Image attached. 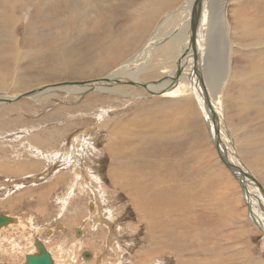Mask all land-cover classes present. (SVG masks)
<instances>
[{
    "label": "rangeland",
    "instance_id": "rangeland-1",
    "mask_svg": "<svg viewBox=\"0 0 264 264\" xmlns=\"http://www.w3.org/2000/svg\"><path fill=\"white\" fill-rule=\"evenodd\" d=\"M142 1L143 0H99L100 4L101 2L104 4L102 9L105 10V12L102 14L103 20H98L97 35H92L91 38L87 37V39L77 40L73 38L74 44L69 38L64 39L61 43L51 42V38V40H48L44 37L31 40L36 34L39 36L42 35V31H36V28L39 29L41 27L38 15L34 11L30 12L29 9L25 11L22 6L17 5L16 0H14L13 6L17 9L15 15L21 18L16 30L21 36H26L21 39V42L27 39L24 44L21 43V48L23 51H30H28L25 58L20 60L19 58L17 59L15 55H7V59L0 61V76H7L3 78V80L5 79V83L3 88L0 87V94L6 93L13 96L29 92L30 90L33 91L46 85H58L63 82L96 81L97 79L103 78V76L110 73L114 67L125 62L132 55L137 54L144 42H146L153 33L154 26L157 23H163L164 28L170 27L173 23V18L171 19L173 16L171 10L179 6L180 2L183 0H162L164 3H162L161 0H154V2H159L160 4L156 8L157 12L151 28L147 27L146 29L137 30L136 24L141 20L140 12L142 11H140V6ZM208 1L211 4V0ZM223 2L229 3L226 11L233 25L232 27L235 29V15L244 13L247 5L243 9L240 5L243 4L245 0H218L214 6L216 7L220 3L224 11L225 4H222ZM209 3L208 5H210ZM69 8L74 9L71 0H61L56 7L51 3L46 9L47 15L51 21L61 28L60 32L66 29L70 30L68 15L69 13L71 14V12L68 11ZM250 9L251 7H248V11L244 15L247 13L250 14V16L255 15L252 11H249ZM84 14L85 13H82L83 16ZM4 17H7V15ZM214 17L215 14L212 16L210 23H216V25L220 24ZM13 28V25L9 27L11 30ZM33 28H35V30H33ZM54 32V30H47L43 34L49 35L54 34ZM5 33L6 31L0 29V34ZM106 37L111 38L112 46L116 44L114 42L115 39H117L118 42L126 46V48L124 53H119L121 58L116 61V64L112 63L107 65V67L99 68L98 66L100 63L98 59L100 58L103 47L101 44ZM231 38L234 42L233 48L236 49V52L233 51L232 54L235 71L236 73H246L247 71L242 70H247L250 66L251 49L254 48L255 45L248 43L247 47V45L244 44L246 41L242 38H237L233 32L231 33ZM97 40L101 44H99ZM4 44L2 43L0 48L6 46ZM69 45L71 47H69ZM62 61L64 63H62ZM162 75V72H154L153 74H145L144 78H150L146 80L150 82L153 80L156 81V79ZM232 83L233 80L231 79L223 84L226 96L223 116L227 123L224 125L230 127L225 130L226 134H230L232 137L236 134L237 138H242L246 134L255 131H257L256 133H264V118L256 116L255 109L253 111L249 109L247 114L245 113L246 116L249 114V116L252 117L251 119L247 118V121H244V123L237 120V113H235L233 107V105L237 104V101L236 99L231 100L232 98L230 99V97L240 92L251 97L253 93L250 88V82L244 84L240 80V84L233 85ZM73 86L81 87L82 85ZM141 89L144 90L145 88L141 87ZM105 96L111 95L107 93H94L84 95L82 98H76L75 94L71 95L60 92L55 96L48 97L49 100L46 96L33 98L24 97L17 100V102L3 105V108L0 109V184H7L5 188L0 186V214L7 215L8 217L12 216L16 219V222H18L17 224H19L0 229V264H2V261L6 264H25L28 254L33 255L34 253L32 252L33 250L36 251V248L39 250L35 245L36 240L43 241L53 255L55 254V264L147 263V261L142 262L143 259L145 260V258H147L145 253H139L140 251H145L146 248L150 246L149 242L153 241L151 237L154 233L151 232L150 226L145 223L143 219L140 220L138 218L131 204V199L127 196L125 189L118 187V185L114 186L111 184L109 179L112 174L111 171H109L111 157L108 156L106 150L103 155L104 157H102L98 162L99 164H97L95 161L99 159L92 152L94 148H91L92 150L89 149L92 157L90 156V160L88 157L86 159L82 157L83 159L80 160L79 164L83 166L78 169L86 180L88 176L86 167H90V171L94 172V174H96L97 171L101 173L102 180L105 181V190L107 191L104 192L102 189L100 191L97 186L100 181L97 179L92 182V186H95V193H97L101 202L100 208H96V195L91 193L90 188L85 189V191H90L89 194L81 195L84 194L82 193L83 189L80 187H84L83 185H78L77 187L71 183V186L68 185L67 187L64 186L63 183L57 186L53 185L54 181H56L60 175L68 177V172L71 171V168L67 165H63L64 168L55 158L56 156L50 157L52 153L49 152L55 151L56 153L62 150L65 152L66 148L68 150V148L71 147V142H73L75 138L74 135L78 132L87 130L89 127L97 129V131L92 130V133L90 132V142L102 151L106 148L104 147L105 141H103V138L106 136L107 131L99 130L97 126L98 116H103L112 127L116 123H119L120 120L133 114L135 110L140 109L142 103L143 105H152L153 103L159 104L158 101L163 100L160 97L147 96L132 101V105H129V107H123L125 102L122 99H118V97L115 96L106 98ZM88 99L90 101H87ZM177 99L179 100L180 98ZM189 100L188 106L190 105L194 112V114L191 115V117L193 116L192 119L195 121L194 124L184 130L173 133L172 142L168 141L166 136L161 135L158 143H155L156 146L153 145V150L151 151L149 149L150 153L148 151H143L144 155L142 156V158L146 157L148 160V154H152V156H157L158 159L163 162V164H161L163 168L157 164L154 165L163 170L160 173L171 179L172 182H168V184L188 187L186 191L189 197H183V204L186 207L191 204L190 213L185 212L182 214L181 211L183 208L175 209L173 213L174 220H172L171 223L173 225L176 220L179 221L183 219L185 220V226L191 225L190 231L184 232L189 236V238H185L190 242V246L188 247L189 251L191 249L195 251L198 248L195 246L194 240L196 243L200 244H207L209 242L206 237L200 240L198 239L203 233L211 238L210 246L207 249L212 247V242H216V246L220 247V249L222 248V251L223 248L227 249L231 246L227 251L222 252L220 249L216 248V250H213L212 254H205L208 256L207 259L210 264H239L244 260L242 259L244 255L240 254L241 252L247 256L249 261H252L250 262L251 264H264V234L251 223V220H249L248 213L250 212L244 195L245 191H243L237 178H234L232 173L226 168V165L223 164L217 150H215L209 135L210 133L208 132L209 129L206 122L203 121L204 118H202L201 112L199 111L198 102L194 99ZM83 102L84 104H82ZM86 105L89 106L87 107ZM118 105L122 106L119 107ZM126 105H128V103ZM205 106L208 108V105ZM210 107L212 108L213 106L211 105ZM94 108H96V110H93ZM98 108L100 109L98 110ZM96 112H98L99 115ZM208 116L209 118L211 117L210 114ZM142 126H144V123ZM45 129L52 131L57 130L61 132L62 136L60 138L54 136L48 144L46 143ZM94 134H96V136ZM134 139L135 141L145 139L151 143L149 138L143 135H137ZM239 149L242 159L245 161L248 169L254 173L261 185L264 186V161H256L253 160L254 157H252V153L257 151V149H245L246 152L242 147H239ZM210 154L212 155L210 156ZM133 158L137 160V157ZM207 159L209 161H207ZM144 161L145 163L147 162L145 159ZM148 165L150 164H143V166ZM206 166L208 168H213L209 170ZM18 185L20 186L18 187ZM69 186L70 189L72 187L74 189L76 188L74 193H76L75 199L78 200L72 201L69 199V201H64V196L68 193ZM113 187H115V189ZM113 194H116V196ZM255 196L258 199H263L256 193ZM163 197L165 198L166 196ZM173 199L174 202L179 200L177 196H174ZM91 202H96L95 207ZM65 205H67V207ZM107 205H109V207ZM101 209L103 210L102 218L104 222L107 221L109 214H111V210L114 209L116 212L112 213V215L115 219H118L116 221L119 223L121 221L125 224V227L121 230L120 228L118 229L121 231L117 235L120 240H126L125 242L133 239L136 240L134 241L135 245L130 247L125 254H121L119 252L120 249H116L114 246L115 244L112 243L113 246L112 244L109 245L106 224L102 223L99 226L95 225L96 228L93 229L92 225L95 218L89 217L90 212H97ZM237 219H239V221ZM197 225H199V228H194ZM157 229L158 228L155 227L154 232ZM230 229H232V231ZM133 230H137V232L131 233ZM181 233L182 232H179L177 229L172 230L173 235H181ZM162 234L164 235L165 242H160L158 244L157 250L160 254L157 259L161 260L164 258L166 260L165 262H170L165 264H176L175 260L179 251L187 247H184L183 243L179 242L174 237L170 241H167V233L165 231L162 232ZM171 242L176 244V247L173 249L170 247ZM184 244L187 245V242L184 241ZM124 249L125 248L122 250L124 251ZM86 252L90 254L89 258L84 256ZM93 253L95 254L93 255ZM156 263L158 262L153 264Z\"/></svg>",
    "mask_w": 264,
    "mask_h": 264
},
{
    "label": "bare ground",
    "instance_id": "bare-ground-1",
    "mask_svg": "<svg viewBox=\"0 0 264 264\" xmlns=\"http://www.w3.org/2000/svg\"><path fill=\"white\" fill-rule=\"evenodd\" d=\"M60 1L61 0H16V4L22 6L25 11H28L29 9L30 12L34 11L38 15L41 27L39 29L36 28V31H42V35L39 36L36 34L31 40L41 39L44 37L48 40L51 38V42L61 43L67 38H69V40L72 42L73 38L77 40L84 38L87 39V37L91 38L92 35H97L96 31L98 27V20L102 19V14L105 12V10L102 9L104 5L102 2L100 4L99 0H71L72 7H74L75 10L73 8H69L68 10L71 12V14L69 13L68 15L70 30L66 29L60 32L61 28L51 21L46 12L47 7L51 3L54 7H56ZM195 1L196 0H183L180 2L179 6L172 8V25L168 28H164L163 23H157L154 26L155 28L153 33L146 40V42H144L136 55H132L125 62L120 63L117 67H114L110 73L103 76L105 77L103 79L107 80L94 81L89 84L82 85L81 87H74L73 85H77L76 83L63 86L55 84L46 85L42 86V88H38L40 89L38 93L26 96L32 98L46 96L49 100L48 97L55 96L60 92H65L71 95L75 94L76 98H82L84 95L94 93H107L108 95L122 99L125 102L123 107H129V105H132V101L136 99H142L143 97L147 96L160 97L163 99L158 101L159 104L153 103L152 105H143L142 103V105H140V109L135 110L133 114L127 116L125 119L120 120L119 123H116L112 127L110 124H108V121H106L103 116H98L99 118L97 117V126L99 130L107 131L106 136L103 138V141H105L104 147L106 148H104L102 151H100L93 143L90 142V132L92 130L97 131V129L89 127L88 129L86 128L87 130L78 132L76 135H74L75 138L73 139V142L70 141L72 144L68 150L66 148L67 151L64 149L65 152L63 150L56 153L55 151L49 152L52 153L50 154V157L56 156L55 158L62 166L67 165L71 168V171L68 172V177L60 175L59 178L54 181L53 185L57 186L61 183H63V185L66 187L68 185L71 186V184L75 185L76 187L78 185H83L84 187L80 186L83 189L82 193H84L81 195L89 194L90 191H85V189L90 188L91 193L96 195L97 205L96 202L91 203L94 204V207L96 205V208H100L101 202L97 193H95V186H92V182L96 179L100 181L98 182L97 186L99 187L100 191L102 189V191L106 192L107 190H105L104 186L105 181L102 180L101 173L97 171L96 174H99L96 175L94 172L90 171V167H86V171L88 173L86 180L80 174L78 169L83 166L82 164H79L80 160L83 159L82 157L85 159L88 157L90 160L91 155L89 149L94 148V150H91L93 154H95L99 159L98 161H95L97 164H99L98 162L102 159V157H104L103 155L105 150L107 151L108 156L111 157L109 163V171L112 173L111 177L109 178L111 184L114 186L118 185V187L125 189L127 196L131 199V204L133 205V209L137 213L138 218L140 220L143 219V221L150 226L151 232L154 233L151 237L153 241L149 242L150 246L146 248L145 251H140L139 253H145L147 258H145V260L143 259L142 262L147 261L146 264H153L155 262H158L156 264L170 263L165 262L166 260L164 258L161 260L157 259L158 255L160 254V252L157 250L158 244L160 242H165L164 235L162 234L164 231L167 233V241H170L174 237L176 240L183 243L184 247H187L185 249L182 248L179 251V254L175 260L176 264H210L207 259L208 256L205 254H212L213 250H216V248L220 249V247L216 246V242H212V247L207 249L210 246L211 238L203 233L201 237H198V239L200 240L201 238L206 237L209 242L207 244H200L196 243L194 240V244L198 248L195 251L193 249L190 251L188 250L190 242H188L185 238H189V236L184 232L190 231L191 225L185 226V220L183 219H180L179 221L176 220L173 225L171 223V221L174 220L173 213L175 212V209L183 208L181 211L182 214L185 212L190 213L191 204H189L188 207L183 204V197H189V194L186 191V188L188 187H183V185L176 186L168 184V182L172 181L170 178L160 173L163 171L161 169L163 168L161 165L163 162L159 160L157 156L148 154V160L146 157L142 158L144 155L143 151H148L150 153V150H153V145H155L156 142L158 143L161 135L166 136L168 141L172 142L173 133L179 130H184L187 127H190V125L192 126V124H194L195 121L192 119L193 116L191 117L194 112L190 105L188 106V102L190 101L189 99H194L198 102L199 111L201 112L202 118L205 119H203V121L206 122V125L209 129L208 132L210 133L209 135L212 139L215 150L217 149L213 141L214 138L222 144L225 150L227 147V158L229 159L231 165L233 167H237L239 170L236 172V174L239 176L240 181L238 179L237 180L240 183L243 191H245L244 195L246 197L250 212L248 213L250 218L249 220H251V223H253L254 226L264 234V186L261 185L254 173L248 169L245 161L242 159L239 149V147H242L245 152L247 149H257V151L252 153V157H254L253 160L264 161V133H256L257 131H255L246 134L242 138H237L236 134L233 132V137L230 134L227 135L225 130L230 127L228 125H224L227 123L225 117L223 116L225 111L224 103L226 102V96L224 92L225 88L223 87V84L224 82L227 83L232 79L233 85L240 84V80L244 84H248V82H250V88L253 93L251 97L241 92L230 97V99L232 98L231 100L236 99L237 101V104L233 105L235 109L234 111L237 113V120L244 123V121H247V118L251 119L252 117L249 116V114L247 116L245 115L249 109L251 111L255 109L256 116L264 118V0H245V2L240 6L243 9L247 5L246 10L244 13L235 15V29H233L234 27H232L233 25L230 22L226 11L229 5L228 2L222 3L225 4L223 11L220 3L216 7L214 6L218 0H211V4L208 0H202V10L199 24L197 25L196 39L195 42L192 43L191 24L193 21L192 11ZM13 2L14 0H0V29L6 31L5 34H0V45L2 43H6L4 44L6 46H2L3 48H0V61L7 59V55H15L16 58H19L20 60L25 58V56L28 54V51H30H23L21 48V43L24 44L27 39H24L21 42V39L25 38L26 36H21L16 30L21 18H19L20 16L15 15L17 9L14 8ZM161 2L164 3L162 0ZM208 3L210 5H208ZM159 4V2H154V0L142 1L140 6V11H142L140 12L141 20H139L140 22H137L136 24L137 30L146 29L147 27L151 28L152 22L157 12L156 8L159 6ZM248 7H251L249 11H252L255 15L250 16L248 13L244 15L248 11ZM82 13H85L84 16ZM214 14V18L220 22L218 25H216V23H210V20ZM5 15H7V17H4ZM12 25L14 28L11 30L9 27ZM33 30H35V28H33ZM47 30H54L55 32L54 34L49 35L43 34ZM232 32L237 38L244 39L246 41L244 44L247 45V47L248 43L255 45V47L251 49V57L249 60L250 66L247 68V70L241 69L242 71H247L246 73H236L235 71L232 54L233 51L236 52V49L233 48L234 42L231 38ZM111 43L112 40L110 37H106L102 44L99 42L101 46L103 45L100 58L98 59L100 63L98 66L99 68L107 67V65L112 63L116 64V61L121 58L119 53H124L125 51L126 46L121 45L117 39H115V45L112 46ZM69 47L71 46L69 45ZM62 63L64 62L62 61ZM154 72H162L163 75L157 78L156 81L153 80L147 82L146 80L150 78L145 79L144 75L153 74ZM5 76H0L1 88L4 86L5 79L3 80V78ZM141 87L145 89L142 90ZM19 95L20 94L13 96L6 93L0 94V109L3 108V105L11 104L9 101L11 99H16V97ZM111 96L105 97L111 98ZM177 98L180 99L178 100ZM19 99L20 98L14 100L13 102H17ZM89 99L87 101H90ZM127 103L128 105H126ZM82 104H84V102ZM205 105H208V108H206ZM211 105L213 106L212 108L210 107ZM86 106L88 107L89 105ZM118 106L121 107L122 105ZM99 109L100 108H98V110ZM93 110H96V108ZM96 113L99 115L98 112ZM209 114L211 116L210 118L208 116ZM143 123L144 126H142ZM99 130L98 133L100 134ZM45 133L47 140L46 143L48 144L54 136H57L58 138L62 136L61 132L57 130L52 131L45 129ZM94 135L96 136V134ZM137 135L148 137L151 143L145 139L135 141L134 137ZM31 139L34 140L33 138ZM212 154H210V156ZM133 157H137V160H135ZM144 159L147 161L146 163ZM207 161L209 160L207 159ZM143 164L150 165L143 166ZM154 164H157L161 168L158 166L156 167ZM210 168L208 169L211 170L213 167L211 169ZM226 168L229 170L228 167ZM229 172L231 171L229 170ZM234 178L236 177L234 176ZM0 186L5 188L7 184H0ZM19 186L20 185H18V187ZM70 186L68 193L64 196V201H69V199L72 201L78 200L75 199L76 193L74 192L76 188L74 189L72 187L70 189ZM113 188L115 189V187ZM255 193L260 195L263 199H258L255 196ZM113 195L116 196V194ZM163 196L166 197L164 198ZM174 196L178 197L179 200L177 202H174ZM67 205L65 206L67 207ZM107 206L109 207V205ZM102 211L103 210L101 209L97 212H90L89 217L95 218L92 225L93 229L96 228L95 225L99 226L102 223L106 224L108 229L107 234L109 245L112 243L115 244L114 246L116 249H120L119 252L121 254H125L128 252L130 247L135 245L134 241L136 240L133 239L127 242H125L126 240H120L117 235L121 232L120 230L125 227V224L121 221L120 223L116 221L118 219H115L112 215V213L116 212L114 209L111 210V214H109L107 221L104 222L102 218ZM9 217L12 218V223L4 225L3 227L19 225L17 224L18 222H16V219H14L12 216ZM237 220L239 221V219ZM155 227L158 229L154 232ZM119 228L120 230H118ZM194 228H199V225ZM174 229L182 232L181 235H173L172 230ZM230 230L232 231V229ZM133 232H137V230H133L131 233ZM184 241L187 242V245L184 244ZM41 242L50 252L51 258L53 259V264H55V254L53 255L48 246H46L43 241ZM90 246L94 247L93 245ZM170 247L173 249L176 247V244L171 242ZM123 248H125L124 251L122 250ZM230 248L231 246H229L227 249ZM227 249L223 248V251H227ZM220 251H222V248ZM39 252L40 251L36 248V251L33 250L32 253L36 254ZM94 254L95 253H93V255ZM240 254L244 255L242 258L244 260L242 262L240 261L241 263L239 264H251L250 262L252 261H249L243 252ZM2 264L6 263L2 261Z\"/></svg>",
    "mask_w": 264,
    "mask_h": 264
},
{
    "label": "water",
    "instance_id": "water-1",
    "mask_svg": "<svg viewBox=\"0 0 264 264\" xmlns=\"http://www.w3.org/2000/svg\"><path fill=\"white\" fill-rule=\"evenodd\" d=\"M201 10H202V0H196L194 3V7H193V21L191 24V31H192V43L195 42L196 39V34H197V25L199 24V19H200V15H201ZM105 78V77H103ZM97 79L96 81L99 80H107V79ZM91 82L94 81H76V82H63V83H59L58 85H70L71 83H76L77 85H86L89 84ZM40 91V89H35L33 91H29L26 93H22L20 94L18 97H16V99L18 98H24L26 96L29 95H33L35 93H38ZM16 99H11L9 102H13ZM214 144L216 146L217 152L222 160V162L226 165V167L229 168V170L231 171V173H233V175L240 181L239 176L236 174L238 170L237 167H233L229 161V159L227 158V150H225V148L222 146L221 143H219L218 140H215V138L213 139ZM9 223H12V218L8 217L7 215H3L0 214V228L3 227L4 225H7ZM36 246L39 249V253L33 254V255H28L27 256V261L25 264H53V259L51 258L50 252L46 249L45 245L37 240L36 241ZM84 256L86 258L90 257V254L88 252H86L84 254Z\"/></svg>",
    "mask_w": 264,
    "mask_h": 264
}]
</instances>
